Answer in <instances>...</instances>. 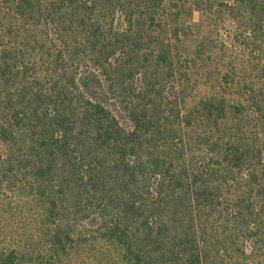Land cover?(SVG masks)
Segmentation results:
<instances>
[{"label":"trees","instance_id":"trees-1","mask_svg":"<svg viewBox=\"0 0 264 264\" xmlns=\"http://www.w3.org/2000/svg\"><path fill=\"white\" fill-rule=\"evenodd\" d=\"M219 6L204 58L196 0H0V264H264V0Z\"/></svg>","mask_w":264,"mask_h":264},{"label":"rangeland","instance_id":"rangeland-1","mask_svg":"<svg viewBox=\"0 0 264 264\" xmlns=\"http://www.w3.org/2000/svg\"><path fill=\"white\" fill-rule=\"evenodd\" d=\"M221 1L196 0L202 8L186 9L179 18L177 45L183 56L199 54L204 58L214 57L221 43L227 41L229 33L234 30V23L224 13L226 7L219 6ZM208 90L205 81H202L194 95L187 100V105H195ZM6 191L7 194L0 201V241L10 236L17 244L24 232H32L31 217L24 214L26 206L12 201L9 194L12 190L6 188ZM1 211L5 214H1Z\"/></svg>","mask_w":264,"mask_h":264}]
</instances>
